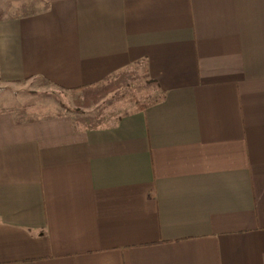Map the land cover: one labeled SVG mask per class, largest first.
I'll return each mask as SVG.
<instances>
[{
  "label": "crops",
  "instance_id": "obj_1",
  "mask_svg": "<svg viewBox=\"0 0 264 264\" xmlns=\"http://www.w3.org/2000/svg\"><path fill=\"white\" fill-rule=\"evenodd\" d=\"M138 68L102 128L0 108V264H264V0H43L0 18V81Z\"/></svg>",
  "mask_w": 264,
  "mask_h": 264
},
{
  "label": "rangeland",
  "instance_id": "obj_2",
  "mask_svg": "<svg viewBox=\"0 0 264 264\" xmlns=\"http://www.w3.org/2000/svg\"><path fill=\"white\" fill-rule=\"evenodd\" d=\"M43 0H0V18L37 11ZM157 98L137 68L92 87L63 91L44 81L5 83L0 81V108L19 105L72 116L82 128L114 124L124 114Z\"/></svg>",
  "mask_w": 264,
  "mask_h": 264
},
{
  "label": "trees",
  "instance_id": "obj_3",
  "mask_svg": "<svg viewBox=\"0 0 264 264\" xmlns=\"http://www.w3.org/2000/svg\"><path fill=\"white\" fill-rule=\"evenodd\" d=\"M145 106H146V105H141L139 108H140V109H144Z\"/></svg>",
  "mask_w": 264,
  "mask_h": 264
}]
</instances>
